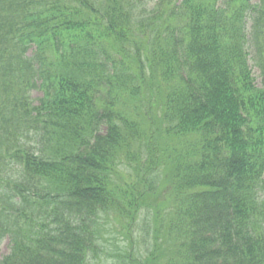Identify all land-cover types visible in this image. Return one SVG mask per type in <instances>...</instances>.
Listing matches in <instances>:
<instances>
[{
  "label": "trees",
  "instance_id": "16d2710c",
  "mask_svg": "<svg viewBox=\"0 0 264 264\" xmlns=\"http://www.w3.org/2000/svg\"><path fill=\"white\" fill-rule=\"evenodd\" d=\"M263 50L264 0H0V264H264Z\"/></svg>",
  "mask_w": 264,
  "mask_h": 264
},
{
  "label": "rangeland",
  "instance_id": "374dc122",
  "mask_svg": "<svg viewBox=\"0 0 264 264\" xmlns=\"http://www.w3.org/2000/svg\"><path fill=\"white\" fill-rule=\"evenodd\" d=\"M252 52L254 51L253 47H252ZM254 55V54H253ZM251 54V58L253 56ZM255 73L259 76V71L257 69H255ZM34 95H38V92L35 91L34 92ZM141 220H144V218H142ZM142 230H138L136 235H139V233L141 232ZM7 242H8V238L6 237L0 244V256L3 255L7 250H8V245H7ZM149 246V243L145 244V250H147V247ZM144 247V246H143ZM109 264H114V263H109Z\"/></svg>",
  "mask_w": 264,
  "mask_h": 264
}]
</instances>
